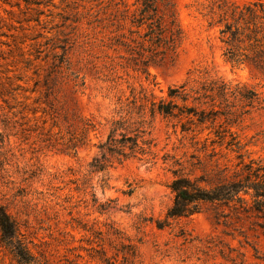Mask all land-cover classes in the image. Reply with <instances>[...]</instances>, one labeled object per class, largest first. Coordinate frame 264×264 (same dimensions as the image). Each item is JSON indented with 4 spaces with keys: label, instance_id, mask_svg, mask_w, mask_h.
Segmentation results:
<instances>
[{
    "label": "rangeland",
    "instance_id": "374dc122",
    "mask_svg": "<svg viewBox=\"0 0 264 264\" xmlns=\"http://www.w3.org/2000/svg\"><path fill=\"white\" fill-rule=\"evenodd\" d=\"M208 1L156 0L167 16L174 14L181 35L172 56L149 65L146 78L129 53L109 47L114 38L135 36L129 17L136 0H0V205L50 263L96 264L86 249L97 247L92 232L99 231L107 256L115 253L110 243L133 244L134 264H264V227L253 215L224 216L222 205L204 204L169 227L155 225L172 204L168 185L175 174L204 175L214 185L231 178L238 154L264 161V106L231 126L239 150L213 149L204 141L212 138L208 130L182 132L156 115L148 128L149 156L114 162L104 186L103 173L89 172L98 154L93 144L105 140L116 100L131 86L159 98L185 81L220 77L251 86L264 99V73L224 61L218 26L200 13ZM53 119L62 129L89 119L96 130L72 156L43 141ZM0 264H14L1 245Z\"/></svg>",
    "mask_w": 264,
    "mask_h": 264
},
{
    "label": "trees",
    "instance_id": "16d2710c",
    "mask_svg": "<svg viewBox=\"0 0 264 264\" xmlns=\"http://www.w3.org/2000/svg\"><path fill=\"white\" fill-rule=\"evenodd\" d=\"M137 9L129 17V35L114 38L109 47L122 48L130 54L135 70L145 77L150 76L149 65L159 64L175 52L180 38V28L174 14L166 15L156 4V0H136ZM200 13L209 25L218 26V39L223 45L222 56L231 68L246 65L264 73V0H250L238 4L231 0H210L202 5ZM167 18V19H165ZM16 89L35 92L17 85ZM28 98L27 95H24ZM229 98L232 101H229ZM6 102V101H5ZM239 104V111L232 110ZM264 106V99L251 86L236 83L232 85L220 77H202L191 82L168 87L165 97L157 98L145 88L129 87V95L118 97L106 138L93 144L98 149L88 163L90 173H103L101 186L108 182L104 173L111 165L122 163L129 158H142L151 154L152 138L149 134L151 121L160 115L173 120L182 132L208 130L205 143L229 150H239L242 144L231 126L240 116L252 109ZM8 108H11L8 106ZM35 113L36 111H32ZM223 119V121H222ZM81 125L59 127L53 119L50 128L44 133L47 147L75 156L77 149L90 143L88 134L96 130L89 119L81 120ZM56 127V132L52 128ZM238 162L232 176L214 185L204 175L190 178L174 175L169 183L173 193L172 204L162 218L155 220L157 228L169 227L179 218H187L200 212L204 204H220L231 213H246L255 216L264 227V161L238 154ZM225 167L224 169H226ZM94 195V194H93ZM112 202L99 204V212ZM83 230H87L84 225ZM97 247L86 249L88 256L96 264H134L136 248L131 243H120L110 247L113 256H107L103 247L101 232H92ZM114 234H118L114 232ZM0 245L8 252L14 264H52L41 252H34L29 242L20 234L15 221L0 205ZM118 256L121 260L118 261Z\"/></svg>",
    "mask_w": 264,
    "mask_h": 264
}]
</instances>
